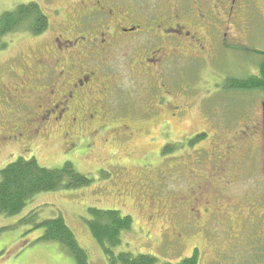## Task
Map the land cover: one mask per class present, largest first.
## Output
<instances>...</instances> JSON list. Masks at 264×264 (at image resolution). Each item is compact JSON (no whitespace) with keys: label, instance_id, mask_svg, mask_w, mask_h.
I'll return each mask as SVG.
<instances>
[{"label":"rangeland","instance_id":"374dc122","mask_svg":"<svg viewBox=\"0 0 264 264\" xmlns=\"http://www.w3.org/2000/svg\"><path fill=\"white\" fill-rule=\"evenodd\" d=\"M34 1L50 14V30L42 37L12 34L8 48L0 52V134L15 124L32 141L0 144V171L20 157H34L46 169L71 162L92 183L40 193L17 216H0V264H76L56 242H36L43 228L33 230L32 224L23 222L31 214L38 222L62 216L88 251L89 264H108L88 228V209L93 207L116 209L133 219L116 254H151L157 264H179L197 249L199 264H264V94L230 88L234 78L259 75L264 61V0L249 7L246 27L231 32L230 36H239L238 49L218 50L207 63L176 61L168 66L163 89L138 72L143 68H133L136 56L131 49H122L109 64L104 62L106 66L98 64L113 85L108 92L102 88L88 93L106 116L89 120L81 107L85 120L78 126L70 124L69 114V124H64L59 116L45 113L49 99L55 101L52 91L23 99V107L15 102L17 84L25 83L30 90L33 55L39 53L45 67H54L49 49L59 17L49 12L54 0H0V14ZM56 75L41 83L48 89L55 84L58 94L64 88L63 79L56 77L55 82ZM37 123L45 126L28 133ZM63 127L79 144L86 139L79 153L64 145ZM216 131L238 141L221 167L213 152L221 142ZM202 132L205 140L186 142Z\"/></svg>","mask_w":264,"mask_h":264},{"label":"flooded vegetation","instance_id":"af4514ba","mask_svg":"<svg viewBox=\"0 0 264 264\" xmlns=\"http://www.w3.org/2000/svg\"><path fill=\"white\" fill-rule=\"evenodd\" d=\"M54 1L55 6L49 12L59 17L58 31L52 38L53 48L49 50L54 55L55 65L45 67L41 63L43 61L41 55L39 53L33 55L31 61L34 64L31 69L29 68L28 74V77L33 79L27 83L31 85L30 90L26 88L25 83H19L14 89L13 96L17 105L23 107L25 102L23 99L44 96L46 91H52L51 96L55 101L49 99V108L44 110L45 113L47 111L52 113L51 115L59 116L62 119L61 123L64 121V124L67 122L69 124L72 117L70 124L73 126L84 123L85 116L79 110L81 107L89 120L91 118L101 121L106 116L101 104L97 107V103L90 102L91 97L88 93L92 90L99 93L101 92L99 89L102 88L108 92L113 85L111 76L102 74V70L97 68L98 64L106 66L104 62L107 61L109 64V61L117 57L122 49L126 51L131 49L136 56L132 60L133 68H143L138 72H143L158 81L159 89H163L164 77L170 68L168 66L179 63L176 61L198 59L207 63L208 60L216 57L218 50L238 49L241 43L238 41L239 36L234 37L230 34L249 24L250 20L247 17L250 13L249 7L256 2V0ZM46 13L50 18V14ZM159 69L165 72L162 73ZM55 74H57L56 83V77L63 79L60 83L64 90L61 89L58 94H55L58 90L55 84L48 89L47 85L41 83V80ZM22 85L23 87H20ZM6 94H9V91ZM97 108H101V113ZM77 114L80 116L78 117ZM41 115L40 112L38 116ZM64 117L67 121L63 120ZM42 125L37 123L35 129L27 132L37 133ZM258 128L259 124L254 125V131L257 133L260 131ZM9 129L8 133L0 134V137L3 136L0 138L1 145L10 140L22 144L32 141L30 136H25V132L18 125L13 124ZM67 132L66 127H63L61 134L65 140L64 145L68 150L73 151L78 142L71 137L70 132ZM214 133L218 134V131ZM261 137L262 135L259 134V140ZM231 139L229 136L222 137L220 144L225 147L223 150L220 149V144L216 145V147L220 146L217 151L224 152V160L233 154L235 147L232 146ZM26 145V147L30 146V144ZM68 150L66 154H69ZM197 217L198 214L195 218Z\"/></svg>","mask_w":264,"mask_h":264},{"label":"trees","instance_id":"16d2710c","mask_svg":"<svg viewBox=\"0 0 264 264\" xmlns=\"http://www.w3.org/2000/svg\"><path fill=\"white\" fill-rule=\"evenodd\" d=\"M46 12L44 7L34 1L29 4H20L16 9L0 14V52L8 48L7 39L12 34L26 33L32 34L34 37H42L49 30L51 24V18ZM262 54L264 57L263 52ZM232 81L230 88L241 91L242 89L257 90L264 94V61L259 65V75L241 80L234 78ZM214 135H216V139H222L223 136L224 138L227 137L219 131L218 134ZM205 139L206 133L202 132L195 139L189 137L186 142L193 144V141L198 143ZM85 141L86 139L80 144L76 143V149L72 152L79 153L81 147L85 145ZM230 141L234 147L238 143L234 136ZM218 147L220 146L214 147L213 152L216 157L215 160L221 164V167L225 157L223 151H217ZM224 148L221 145L220 149L223 150ZM164 149L167 152L170 151L168 146ZM0 176V216L4 217L20 214L26 208L27 202L40 193L57 192L61 189L71 191L92 183V180L83 173H79L71 162H66L59 169H46L40 166L34 157L26 160L22 157L16 159L15 162L0 171ZM88 213L87 224L90 234L101 245L108 264H157L158 259L151 254L115 253L117 246L122 243L124 232L133 227L134 222L131 216H124L116 209L100 210L95 207L89 208ZM23 222L32 224L33 230L43 228V234L36 242H56L75 260L76 264H89L88 251L80 246L77 235L62 216L38 222L37 215L31 214ZM198 260L199 252L195 249L192 257L183 259L179 264H199Z\"/></svg>","mask_w":264,"mask_h":264}]
</instances>
